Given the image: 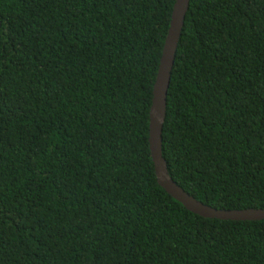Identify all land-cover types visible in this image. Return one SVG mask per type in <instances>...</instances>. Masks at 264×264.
<instances>
[{
  "label": "trees",
  "instance_id": "16d2710c",
  "mask_svg": "<svg viewBox=\"0 0 264 264\" xmlns=\"http://www.w3.org/2000/svg\"><path fill=\"white\" fill-rule=\"evenodd\" d=\"M174 0H0V264H264V219L157 182L149 108ZM171 178L264 208V0H189L166 98Z\"/></svg>",
  "mask_w": 264,
  "mask_h": 264
},
{
  "label": "water",
  "instance_id": "95a60500",
  "mask_svg": "<svg viewBox=\"0 0 264 264\" xmlns=\"http://www.w3.org/2000/svg\"><path fill=\"white\" fill-rule=\"evenodd\" d=\"M189 0H174L169 27L163 43L149 108V149L158 184L187 210L205 218L221 220H262L264 208L218 209L202 203L181 188L169 175L161 153L162 126L170 73L188 9Z\"/></svg>",
  "mask_w": 264,
  "mask_h": 264
}]
</instances>
